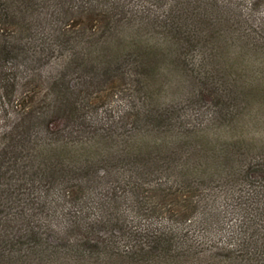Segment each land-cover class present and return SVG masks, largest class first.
Returning <instances> with one entry per match:
<instances>
[{
  "label": "trees",
  "instance_id": "16d2710c",
  "mask_svg": "<svg viewBox=\"0 0 264 264\" xmlns=\"http://www.w3.org/2000/svg\"><path fill=\"white\" fill-rule=\"evenodd\" d=\"M28 13L34 18L25 20ZM196 16L206 30L190 27ZM10 19L21 31L39 22L46 50L62 53L59 60L31 68L28 61L45 59L40 52L21 58L18 46L1 41ZM0 25V112L11 120L0 134V264H264L251 196L221 204L214 190L262 184L264 144L214 141L204 125L183 133L178 105L150 108L160 100L161 60L187 64L190 52L198 53L194 101L209 107V120L232 114L231 102L241 107L226 79L203 71L209 51L220 56L226 38L236 37L228 2L0 0ZM216 26L225 33L213 34ZM256 37L245 46L262 53L264 38ZM70 70L81 73L75 82ZM108 74L134 93L101 111L93 91ZM35 79L41 93L26 106L24 88ZM258 95L264 85L251 81L241 90L243 106ZM229 215L238 218L233 230ZM195 231L216 238L204 257L189 244Z\"/></svg>",
  "mask_w": 264,
  "mask_h": 264
},
{
  "label": "rangeland",
  "instance_id": "374dc122",
  "mask_svg": "<svg viewBox=\"0 0 264 264\" xmlns=\"http://www.w3.org/2000/svg\"><path fill=\"white\" fill-rule=\"evenodd\" d=\"M218 4L223 5L224 2H228L229 9L231 10V14L233 20L235 22L234 33L236 37L226 38L228 41L223 49L217 51L220 56H217L211 53L212 59L204 61V65L206 68H203V71L206 72V75H213L216 79L219 78L226 79L229 84L228 93L233 96V99L240 103L241 107L239 109H235L232 102L229 103L232 114L229 116L222 117L223 120L211 121L209 120L210 113L209 107L202 108L204 106V102L202 101H194L197 100L196 93V82H194V77L196 75L195 71H192V64L195 65L197 60V52H190L188 56L187 64L185 63H177L176 65L170 66L164 60H161V65L159 68V93L157 97L160 98L153 100L150 104V108H158L165 106L167 103H175L178 105L180 112H183V128L182 132L187 133V129L191 131V133L202 132L203 127L207 126V134L214 141H222L225 138L227 141H231L234 139H240L241 137H245L248 142L256 145L264 144V98H261L259 95L253 100L250 104L245 106L244 103L246 100L241 98V90H243L244 86L250 84V82L260 83L264 85V52H254L247 51L245 46V42L255 38L256 36H262L264 38V25L261 22H264V0H258L256 6L253 7L252 0H217ZM220 6V5H219ZM32 13L27 14V18L25 20L33 19L35 15L31 16ZM79 18V17H78ZM199 16L191 18V28L199 29L201 32L204 28H202V24H200ZM74 21L81 20L73 17L71 19ZM12 26L7 27L4 26V32L2 33V42H6L7 44H14L18 46L20 49V57L21 58H29L32 59V56L36 55L35 52H40L44 56V60L28 61L31 68L34 70L41 69L45 67L47 63H53L56 60L58 61L61 57L62 53L59 51L46 50L48 48L47 45L44 44L46 32L43 29L42 25L39 22H34L32 24L33 29L28 31L22 29L19 30L21 24L12 21ZM203 21V20H202ZM25 22V21H24ZM237 24V26H236ZM29 25V24H28ZM3 28L2 25H0ZM220 26L215 27V31H212L213 34H224ZM206 30V29H204ZM212 30V29H211ZM161 34L160 38H163ZM167 37V36H166ZM243 38V40H242ZM257 38V37H256ZM166 42V41H163ZM214 44L220 45L215 39H213ZM166 45V44H165ZM12 56V55H11ZM9 57L11 61L15 62L13 57ZM217 56V57H216ZM13 62H9L7 64L10 66ZM11 63V64H10ZM16 62L15 64H17ZM202 63V64H203ZM214 63V64H213ZM213 67V68H212ZM212 74H211V72ZM227 71L225 75L223 72ZM88 72V71H86ZM68 78L72 81H76L79 79L78 71L70 70ZM81 74V73H80ZM86 75L85 73H82ZM115 74H108L103 78V85H98L97 88L94 89L95 99L93 101V105L98 107L101 111L107 106H123V97L130 96L134 93V89L130 87L129 84L124 83L122 80L115 86L112 82V78H115ZM38 84V79L30 80L28 85L24 88L26 95L29 97L33 96L32 94L41 93V89ZM252 85V83H251ZM233 90V91H232ZM238 95L240 98H238ZM93 96V95H92ZM91 96V97H92ZM26 99L25 105H31L34 103V98ZM98 97V98H97ZM100 98V99H99ZM232 98V97H231ZM151 101V100H150ZM149 102V101H148ZM189 103L188 106L182 107L184 104ZM234 103V102H233ZM236 103V102H235ZM1 106V104H0ZM1 109V107H0ZM12 109H20L17 107H10L8 113H12ZM207 113V114H206ZM7 114V116H9ZM11 117V116H10ZM216 119V118H215ZM11 120L5 119L3 117V113L0 112V134L5 129L8 128ZM206 124V125H205ZM210 124V126H208ZM204 125V126H203ZM185 126V127H184ZM219 136H222L220 139ZM2 141V136H0V143ZM215 194L219 197L221 204L231 203V199H234L237 202L246 201L247 197L251 196V200L253 205L251 204V210L256 209V217H259L257 220L258 229L263 230L264 228V182L262 184H255V186H225L222 184L220 187L214 189ZM252 192H254L252 194ZM226 219V227L227 230L232 227H236V223L238 222L237 217L227 216ZM235 224V225H234ZM259 224V225H258ZM230 225V227H229ZM229 227V228H228ZM231 233V232H230ZM201 232H192L190 233V241L189 244H193L195 248V252L199 254V257L208 254L210 246L215 244L216 238L208 236L207 238H201ZM232 237V236H231ZM220 238V237H219ZM232 238L235 239V236ZM244 240V239H243ZM246 240V239H245ZM237 242L238 252L237 255H241L242 259H246V249L243 241H234ZM198 257V256H197ZM263 262V261H262ZM44 264V263H43ZM263 264V263H262Z\"/></svg>",
  "mask_w": 264,
  "mask_h": 264
}]
</instances>
